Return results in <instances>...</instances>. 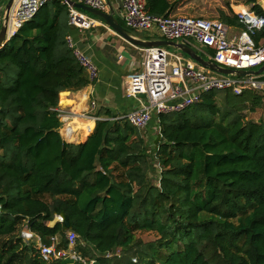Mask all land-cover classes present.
<instances>
[{
  "label": "trees",
  "instance_id": "trees-1",
  "mask_svg": "<svg viewBox=\"0 0 264 264\" xmlns=\"http://www.w3.org/2000/svg\"><path fill=\"white\" fill-rule=\"evenodd\" d=\"M243 1L264 15L259 0ZM175 7L147 0L153 15ZM69 12L48 0L0 47V264H264V118L242 115L262 106L261 92H205L156 113L147 135L100 110L88 138L68 142L60 94L93 82L68 43ZM221 18L243 26L236 14ZM62 211L86 262L47 260L23 236L26 227L44 243L59 234L67 248L63 223L50 224ZM136 231L156 236L144 242Z\"/></svg>",
  "mask_w": 264,
  "mask_h": 264
},
{
  "label": "built area",
  "instance_id": "built-area-1",
  "mask_svg": "<svg viewBox=\"0 0 264 264\" xmlns=\"http://www.w3.org/2000/svg\"><path fill=\"white\" fill-rule=\"evenodd\" d=\"M48 0H15L10 13L8 36L12 37L22 25L33 18L39 8ZM69 7V24L79 28H89L93 21L83 10L70 4V0H61ZM88 6L105 11L106 0H75ZM4 16L5 6L3 5ZM124 21L128 28L148 31L156 27L161 36L169 40L193 41L209 49V57L223 67L233 69H257L264 64V44L256 42L258 31L264 28V15L258 14L252 6L236 9L235 14L243 24L239 34L229 36V26L218 18L187 14H169L157 16L147 11V0H123ZM68 43L79 63L87 70L91 80L98 76V67L91 57L78 48L71 34ZM142 51V62L132 75L128 96L136 100V106L125 113L112 117L127 118L140 130L148 127L158 112L169 113L183 110L202 100V94L211 90L229 89L235 94L245 90L264 93V74L236 76L224 74L203 67L196 60L185 56L182 51H171L166 46L139 47ZM97 108L96 101L91 103ZM62 127L66 133L75 135L71 124L72 112L58 107ZM85 116L84 114H82ZM94 121L102 117H90ZM61 127V129H62ZM157 131L160 127H154ZM61 131V130H60ZM93 131L91 126L87 133ZM64 138V137H63ZM67 141V140H66ZM69 142V141H68ZM51 224V223H50ZM52 225V224H51ZM27 228V227H26ZM23 230L26 240L36 239L41 255L47 259H70L86 262L75 250L78 234L72 229L66 231L68 247H60V235L51 236L49 243L37 240L33 232ZM112 252L108 253L110 256ZM89 264H93L90 261Z\"/></svg>",
  "mask_w": 264,
  "mask_h": 264
},
{
  "label": "crops",
  "instance_id": "crops-1",
  "mask_svg": "<svg viewBox=\"0 0 264 264\" xmlns=\"http://www.w3.org/2000/svg\"><path fill=\"white\" fill-rule=\"evenodd\" d=\"M114 8V15L121 24L124 21L123 0H109ZM176 1V7L171 14L189 13L188 5L189 0H173ZM219 7L218 13L215 10H207L205 16L204 12L197 16H205L211 18H221L223 11L227 16L234 17L236 8H250L251 5L246 4L243 0H214ZM259 3L264 9V0H259ZM3 5H0V13H3ZM107 12H111L110 6L107 3ZM192 11V10H191ZM194 13H201L199 10L193 9ZM93 21L89 28H79L72 26L71 36L76 46L84 50L98 67V76L92 83L86 87L77 90H66L60 94L59 107L66 112H72L74 116L71 117V124L76 130L75 135H68L64 128L61 129V134L65 140L74 143L84 142L89 134L87 128L91 126L94 129L96 120L90 119L87 116L98 117L97 114L100 110H110L115 114L125 113L127 110L132 109L135 104V99L128 96L129 83L132 75L137 71L142 62V51L139 47L108 26L101 18L86 12ZM214 13V14H213ZM189 15V14H187ZM194 15V14H193ZM225 22V21H224ZM229 36L234 37L239 34L242 25L228 24ZM1 25V21H0ZM126 25V24H125ZM127 27V26H125ZM128 28V27H127ZM130 29V28H128ZM131 31L133 29H130ZM133 31L137 32L134 33ZM132 32L136 37L144 40H159L166 39L161 36L156 27L148 31L133 30ZM184 42V41H178ZM192 46L206 59L209 57V49L194 43L185 42ZM258 43L264 44V37ZM172 51V50H171ZM176 51H180L176 48ZM185 56L189 57L186 53L182 52ZM264 74V73H263ZM96 101L97 108L92 109L91 103ZM84 114L85 116H83ZM104 117V116H100ZM37 240L41 239L39 235H35Z\"/></svg>",
  "mask_w": 264,
  "mask_h": 264
},
{
  "label": "water",
  "instance_id": "water-1",
  "mask_svg": "<svg viewBox=\"0 0 264 264\" xmlns=\"http://www.w3.org/2000/svg\"><path fill=\"white\" fill-rule=\"evenodd\" d=\"M15 0H8V2L5 5L4 9V16L3 20L0 25V47H2L9 39L8 36V27H9V19H10V13L11 9L13 7ZM107 3L110 6L111 12L103 11L96 9L94 7L88 6L82 2H78L75 0H70V4L79 9L83 10L85 12L91 13L102 20L105 21V23L110 26L113 30H115L118 34H120L122 37H124L129 42L141 46V47H152V46H166V47H174L179 49L180 51L186 53L189 57L196 60L199 64H201L203 67L211 69L213 71L224 73V74H233L236 76H245V75H259L264 73V64H262L257 69H233L228 67H223L213 61L212 59H206L204 56H202L196 49H194L192 46L185 42H178L176 40H169V39H159V40H144L141 38H138L135 36V34L125 27L123 24L120 23V21L115 17L114 15V8L110 4L109 0H106ZM60 221L63 223L64 229L70 230L72 229V223L68 216V214L64 211H62L60 214L56 215V218L54 221L51 222L52 225L55 224V222Z\"/></svg>",
  "mask_w": 264,
  "mask_h": 264
},
{
  "label": "rangeland",
  "instance_id": "rangeland-1",
  "mask_svg": "<svg viewBox=\"0 0 264 264\" xmlns=\"http://www.w3.org/2000/svg\"><path fill=\"white\" fill-rule=\"evenodd\" d=\"M189 1H190V3L188 5V8L190 9V12L189 13H183V14L200 15L204 12L205 16H211L212 14L206 15L207 14L206 11L209 9L215 10L218 13L219 7L217 5V2L214 0H189ZM7 2H8V0H0V5H2V4L6 5ZM193 9H194V11L199 10V12H201V13H194ZM236 9H239V8H236ZM2 20H3V18H2V16H0V21L2 22ZM168 48L172 51H176V48H174V47H168ZM261 94L263 95V99H264V93H261ZM218 102L220 103V105L222 106V109L224 110L225 101H224L223 96L219 95ZM242 115L248 121H260L262 118H264V100H263L262 106H258V109L255 112H250V111L244 110V111H242ZM150 125L142 130V133L144 135H147L146 132H149L148 129H149ZM157 131H159V129ZM155 169H152L149 172L150 179L153 182L157 181L158 175H159V171H158L159 169L157 168V166H155ZM43 198L48 200V201L51 200V197L48 194H45L43 196ZM24 230H28V228H24ZM29 232H32V231L29 230ZM35 235H38V234H35ZM136 236L139 240H143L144 242H149V241L155 239L156 232H154V231H136ZM34 240L36 241L35 237H34ZM134 260H137V257L134 258Z\"/></svg>",
  "mask_w": 264,
  "mask_h": 264
}]
</instances>
